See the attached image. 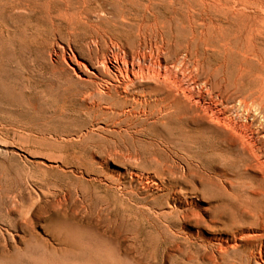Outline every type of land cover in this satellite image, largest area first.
I'll list each match as a JSON object with an SVG mask.
<instances>
[{
    "label": "rangeland",
    "instance_id": "374dc122",
    "mask_svg": "<svg viewBox=\"0 0 264 264\" xmlns=\"http://www.w3.org/2000/svg\"><path fill=\"white\" fill-rule=\"evenodd\" d=\"M138 5L109 2L114 18L98 11L76 23L84 5L75 0H0V264H212L216 243L206 248L193 222L182 224L183 212L202 213L205 237L264 222L250 179L226 157L201 155L206 163L193 174L191 157L201 147L175 120L74 135L93 115L76 101L87 86L63 59L132 49L117 18ZM233 57L212 77L222 98L233 89ZM255 244L229 250L223 264H261Z\"/></svg>",
    "mask_w": 264,
    "mask_h": 264
},
{
    "label": "bare ground",
    "instance_id": "6f19581e",
    "mask_svg": "<svg viewBox=\"0 0 264 264\" xmlns=\"http://www.w3.org/2000/svg\"><path fill=\"white\" fill-rule=\"evenodd\" d=\"M75 1L85 6L74 12L76 23L90 22L98 11L110 13L106 5L120 2ZM92 1L98 2L99 8L91 11L88 4ZM127 1L139 5L127 10L129 4L119 16L115 14L119 17L117 23L128 27V34L134 38L132 49L123 48L94 61L76 56L63 59L65 69L87 86L76 101H81L85 111L93 115L90 126L74 135L79 138L101 128L112 130V126L135 121L175 120L177 126L189 129L201 147L191 157L193 174L197 175V168L206 163L201 155L226 157L248 176L252 184L249 192L262 202L264 211V0ZM88 26L94 27L90 23ZM230 55L236 61L233 89L230 96L222 98L219 90L214 91L212 77L219 68H226ZM102 120L105 122L100 123ZM216 174L228 177L222 172ZM197 189L200 190L195 188L194 194ZM175 200L170 211L176 209ZM199 204L202 203L197 202L196 207ZM186 211L181 216L182 224L192 221L196 237L204 241L206 248L212 240L216 243L209 259L212 264H223L229 250H246L255 242L259 246L251 250L252 255L264 263V222L257 228L241 226L236 233L228 226V232H212L205 237L200 235L208 225L202 213ZM184 234L187 239L194 236L188 231Z\"/></svg>",
    "mask_w": 264,
    "mask_h": 264
}]
</instances>
